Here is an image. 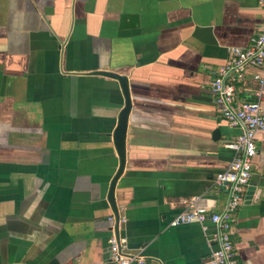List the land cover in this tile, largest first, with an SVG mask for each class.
Segmentation results:
<instances>
[{
  "label": "crops",
  "instance_id": "1",
  "mask_svg": "<svg viewBox=\"0 0 264 264\" xmlns=\"http://www.w3.org/2000/svg\"><path fill=\"white\" fill-rule=\"evenodd\" d=\"M262 21L258 0H0V264H106L113 232L146 257L133 264H207L216 225L170 221L186 200L228 202L213 179L241 131L211 82ZM100 70L126 75L132 97L120 223L107 194L124 95ZM256 144L232 234L244 264H264V129Z\"/></svg>",
  "mask_w": 264,
  "mask_h": 264
},
{
  "label": "built area",
  "instance_id": "2",
  "mask_svg": "<svg viewBox=\"0 0 264 264\" xmlns=\"http://www.w3.org/2000/svg\"><path fill=\"white\" fill-rule=\"evenodd\" d=\"M264 12V0H258ZM229 58L222 64L212 82L218 111L232 127L240 129L236 137L225 146L232 149L234 156L228 167L216 173L213 183L217 188L228 190L229 199L222 211H209L200 207L194 199L184 201L185 207L170 221L173 226L200 223L210 219L216 225L214 240L217 247L207 258V264H244L237 257L232 239L235 215L242 205L253 170V158L257 153L256 138L264 129V21L253 35L247 47H228ZM249 74L254 83V98L243 99L238 91L246 87ZM116 220L115 215L109 217ZM126 216L119 215L118 223ZM110 255L106 264L143 263L146 257L141 251H132L126 237L113 232L108 239Z\"/></svg>",
  "mask_w": 264,
  "mask_h": 264
},
{
  "label": "water",
  "instance_id": "3",
  "mask_svg": "<svg viewBox=\"0 0 264 264\" xmlns=\"http://www.w3.org/2000/svg\"><path fill=\"white\" fill-rule=\"evenodd\" d=\"M120 18H121L120 20H121L122 27L134 26L135 22L138 19V14L122 13ZM96 73L118 80L120 83V87L122 89L123 95H124V106L122 107V109L120 110L118 114L117 124L112 133L114 146L118 154V158H119V165H118L116 173L111 179V182L109 185V191L107 194L108 202L115 214L116 222L118 223L119 211H118L117 201L115 198V188H116L118 179L120 178V176L122 175L124 171L126 160H127L126 140H127V131H128V121H129V116H130V112L132 109V97H131V91H130L129 78L126 75L120 74L115 71H110V70H100V71H96ZM215 134L218 135L219 131L216 130Z\"/></svg>",
  "mask_w": 264,
  "mask_h": 264
}]
</instances>
